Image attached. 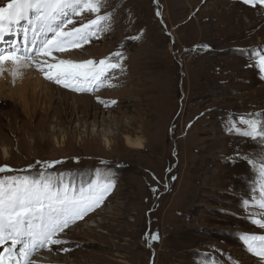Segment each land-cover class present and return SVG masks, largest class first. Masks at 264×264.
<instances>
[{"label":"rangeland","instance_id":"obj_1","mask_svg":"<svg viewBox=\"0 0 264 264\" xmlns=\"http://www.w3.org/2000/svg\"><path fill=\"white\" fill-rule=\"evenodd\" d=\"M106 13L112 14L110 31L65 58L99 60L120 51L123 70L111 73L116 87L75 92L30 67L56 90L25 107L10 62L0 74V165L15 170L8 175L35 177L43 170L37 161L57 160L47 172L77 187L95 179L98 169L115 174L101 207L61 234L68 243L33 259L264 264L240 239L264 235L242 207L253 179L242 157L262 149L226 131L230 118L264 112V79L249 58L250 50L264 46V8L242 0H106L100 14ZM92 18L85 14L83 22ZM97 97L116 104L105 107ZM126 135L141 139L144 149L129 148ZM151 234L159 239L149 247Z\"/></svg>","mask_w":264,"mask_h":264},{"label":"snow or ice","instance_id":"obj_2","mask_svg":"<svg viewBox=\"0 0 264 264\" xmlns=\"http://www.w3.org/2000/svg\"><path fill=\"white\" fill-rule=\"evenodd\" d=\"M105 2L8 0L0 6V43L6 42L7 36L15 38L8 42L7 48H0V74L10 62L13 83L22 78L21 69L31 67L44 79L75 92L95 93L104 87H116L111 73L123 70L125 57L120 51L99 60L65 58L66 54L82 50L93 39H99L100 33L110 31L112 14H100ZM242 2L264 8V0ZM85 14L94 18L83 22ZM77 18L82 22L77 24ZM249 58L264 79V46L250 50ZM97 100L105 107L116 104L115 100L105 102L100 97ZM226 131L258 142L262 149L258 156L242 157L253 173L251 195L242 201V207L249 210L251 223L264 229V112L230 118ZM61 162L37 161L43 170L35 177L8 175L15 170L0 165V264H37L35 255L41 250L51 252L53 245L68 243L60 238L61 234L101 207L116 186L115 174L110 169H98L95 179L79 187L66 182L63 174L54 176L47 172ZM146 239L151 247L159 236L151 234ZM240 239L248 252L264 261V235L242 233Z\"/></svg>","mask_w":264,"mask_h":264},{"label":"bare ground","instance_id":"obj_3","mask_svg":"<svg viewBox=\"0 0 264 264\" xmlns=\"http://www.w3.org/2000/svg\"><path fill=\"white\" fill-rule=\"evenodd\" d=\"M7 43H8V40L6 38V42L0 43V45H4ZM22 72L24 74L22 76V78H17V79H19V82H20V85H18L17 88H19L20 86L22 87V89L19 90L18 98H19V100L22 101L21 103L24 104L25 107L30 105V100H32L33 102H38V101L42 100V97L44 95H48V94L53 95L54 94V92L56 90L55 87H53L50 84L49 85L46 83L44 84L41 78L36 76L34 73H31L32 71H30L29 68L22 69ZM1 83H0V87H3L2 86L3 83L2 84ZM4 91H5V89H4ZM2 92H3V90H0V94H2ZM9 94L12 97L17 95V93H14L12 87H10ZM72 98L77 100V98L75 96H73ZM106 135H109V134H106ZM125 140H126V144L129 148H132L135 150H141V149H144V147H145L143 141L139 138H132L131 136L126 135ZM105 143H106V146L110 147V140H107V138H106ZM4 154H6V155L8 154V151L6 149L4 150ZM90 226H99V224H90Z\"/></svg>","mask_w":264,"mask_h":264}]
</instances>
